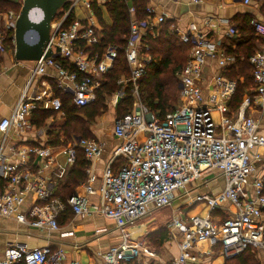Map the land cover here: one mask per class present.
<instances>
[{
  "label": "built area",
  "instance_id": "built-area-1",
  "mask_svg": "<svg viewBox=\"0 0 264 264\" xmlns=\"http://www.w3.org/2000/svg\"><path fill=\"white\" fill-rule=\"evenodd\" d=\"M107 1L97 0L101 11ZM92 4L93 0H69L58 10L50 31V44L57 50L33 62L31 76L12 113L0 119V218H13L39 230L58 231L60 217L67 211L75 216H103L114 221L120 240L86 264L157 263L158 255L147 240L132 234L126 223L132 225L152 216L156 209L171 206L176 193L186 190L192 181L217 172L224 177L225 187L216 194L197 197L198 201H206L208 214L194 215L189 220L176 215L169 221L168 238L179 246V255L169 264H204L205 253L198 247L202 241L212 242L211 246L221 244L227 258L237 257L249 248L264 250V176H254L255 162L264 158L258 151L264 148V126L248 114L253 95L257 102L264 103V19H251L261 39L260 47L248 59L254 85L246 90L235 110L230 103L238 80L225 74L235 64V55L221 40L208 34L173 28L191 49L186 64L176 71L179 102L161 118L142 101L139 79L146 66L155 62L148 38L159 36L166 16L147 7V17L139 20L130 4L132 16L126 44L108 43L101 52L92 53L103 39V27ZM77 6L83 18L77 16ZM18 16L14 10L0 11V50H4L7 40L16 45ZM121 52L129 75H121L116 89L104 95L116 103L131 97L134 107L115 120L112 131L119 142L99 177L93 167L104 153V141L73 135L61 150L52 143L56 137L59 142L66 140L54 128L66 119L63 98L56 90L69 94L77 108L94 104ZM209 59L217 62L213 72L208 70ZM20 63L23 62L17 61ZM33 85L37 93L32 95ZM37 109L54 112L49 124L34 123ZM29 134L34 140L28 143L25 137ZM80 150L89 162L87 178L63 199L56 192L57 183L66 179ZM60 154L65 162L58 159ZM117 161L122 164L114 171ZM220 209L226 215L213 216ZM106 231L97 229L94 236ZM143 257L149 263H141ZM0 264L84 263L68 260L61 247L31 248L10 242Z\"/></svg>",
  "mask_w": 264,
  "mask_h": 264
},
{
  "label": "crops",
  "instance_id": "crops-1",
  "mask_svg": "<svg viewBox=\"0 0 264 264\" xmlns=\"http://www.w3.org/2000/svg\"><path fill=\"white\" fill-rule=\"evenodd\" d=\"M147 7L154 8L157 15L166 16L167 22H171L172 30L177 28L181 32L208 34L221 40L226 48L234 41L247 39L252 35L256 38L255 49L261 45V39L255 34L251 19H264V0H251L248 4L244 0H201L198 3L195 0H148ZM102 16L106 24L112 25L113 21L106 7L102 9ZM207 64H209V72L217 69L216 60L209 59ZM33 67V62L17 64L16 59L12 60L8 56H4V59L0 61V119L12 113L17 100L26 88ZM34 88L33 85L30 92L32 95L37 93ZM248 114L254 116L264 126V103L257 102L255 95L252 96ZM50 120L48 118L46 124H49ZM99 126H93L92 131L96 139L106 143L102 157L95 160L93 167L100 177L111 158L113 147L119 140L113 135V126L109 129L105 125L100 128ZM33 140V134L25 137L28 143ZM1 141L0 135V143ZM258 151L264 156V148H259ZM62 157L63 160H61ZM58 159L65 162L63 154H60ZM121 164V161L115 162L113 170L117 171ZM255 164L257 169L254 176H264V158ZM72 169L73 167L70 168L69 173ZM68 177L69 174L65 180L58 181L57 185L67 183ZM224 187V177L217 172H210L203 178L192 181L186 190L176 193L171 206L166 207L167 211L161 212V215L168 219L167 222L165 221L167 231L169 221L176 215L189 220L194 215L208 214L209 207L206 201H198L197 197L216 194ZM212 214L217 218H223L226 215L223 209L215 210ZM60 226L61 230L58 231L39 230L19 223L13 218H0V260L4 256L7 244L15 242L27 244L31 248L61 247L65 250L68 260H80L86 264L91 258L97 257L98 252L106 250L110 244L118 243L120 240V231L114 228V221L103 216H75L71 211H67L60 217ZM104 228L108 231L94 236L95 230ZM158 228L160 227L156 229ZM164 243L166 250L160 253L161 256H158L156 260L160 259V264H169L179 255V246L176 240L170 238H167ZM211 243L210 241L198 243V247L205 253L204 264H240L239 258H227L222 254L221 244L211 246ZM252 251L257 254L256 264H264V250ZM148 260L147 263H149ZM149 264H153V260Z\"/></svg>",
  "mask_w": 264,
  "mask_h": 264
},
{
  "label": "trees",
  "instance_id": "trees-1",
  "mask_svg": "<svg viewBox=\"0 0 264 264\" xmlns=\"http://www.w3.org/2000/svg\"><path fill=\"white\" fill-rule=\"evenodd\" d=\"M147 1L148 0H108L106 8L112 18V25L105 23L102 11L97 6V0H93V9L98 17L100 25L103 27L102 43L95 47L92 53L102 51L106 44L116 43L124 46L127 42L130 29L131 14L129 6L132 4L135 7V17L139 20L147 17ZM11 0H0V11L7 12L9 9L2 7L5 4H11ZM19 13L20 10H15ZM150 44V53L155 59V62L146 66L145 73L140 77V92L144 103L158 116L164 118L167 112L171 111L178 97V79L176 71L184 66L188 60L191 45L184 43L182 39L171 29V22L168 21L162 26V30L158 37L150 36L148 38ZM14 48L13 43L7 40L4 50H0L2 54L6 50ZM256 48V38L254 35L247 39L237 40L227 47L230 54L235 55L236 62L232 65L225 74L231 78L238 80V87L233 96L230 106L232 109H237L243 100V96L247 89L254 85L253 68L249 63V57L253 54ZM1 61V60H0ZM168 72V73H166ZM121 75H129V66L125 54L120 53L115 67L106 76V80L102 89L98 90L97 101L83 108H77L69 94L56 90V93L63 98L64 110L66 111V119L62 124H55L54 128L59 129V134L63 133L66 140L59 142L56 137L53 144L59 145L61 150L64 148L72 136H81L83 138H95L93 131L88 127V122L103 113V108L107 107L104 93H111L116 89V81ZM243 78L241 81L240 79ZM133 108V100L131 97H126L118 104V116H122ZM85 115V118L81 116ZM54 115L51 110L37 109L34 111L33 121L37 126L46 125V120ZM89 162L84 158L83 152H78L77 160L73 169L69 173L68 182L65 184L59 183L56 187V192L63 199L71 196L80 182L87 178V168ZM160 243L165 242L168 238L166 228L158 229L154 232ZM256 252L251 248L247 249L242 254L238 255L240 264H256Z\"/></svg>",
  "mask_w": 264,
  "mask_h": 264
},
{
  "label": "water",
  "instance_id": "water-1",
  "mask_svg": "<svg viewBox=\"0 0 264 264\" xmlns=\"http://www.w3.org/2000/svg\"><path fill=\"white\" fill-rule=\"evenodd\" d=\"M69 0H23L15 30V59L34 62L52 56L51 25L58 10ZM59 50V49H58Z\"/></svg>",
  "mask_w": 264,
  "mask_h": 264
},
{
  "label": "rangeland",
  "instance_id": "rangeland-1",
  "mask_svg": "<svg viewBox=\"0 0 264 264\" xmlns=\"http://www.w3.org/2000/svg\"><path fill=\"white\" fill-rule=\"evenodd\" d=\"M11 1H12L11 4H8V5L5 4L2 7V9H5V8L9 9L10 8L9 10H14V11L15 10H21L23 0H11ZM76 13H77V16L79 18L84 17V14L82 13L80 6H77ZM3 55L10 57L12 60L15 59V46H14V48H11L10 50H6L2 54L0 53V60L1 61L4 59ZM22 62L24 63V61H22ZM166 73H168V72H166ZM141 99L143 101L142 95H141ZM132 100H133V107H134V99H132ZM105 102H106L107 107L103 108V113H101L100 115L95 117L92 121H89L87 123L88 127L91 130H92L93 126H96V125H100L99 128L101 126L105 125L106 128L109 129L114 125L115 120L119 117L117 110H118V104L121 101L116 103L114 100L110 99L109 97H105ZM178 102H179V98L177 97V100L174 103V105L177 104ZM81 116L83 118H85L84 114H81ZM214 118H215L216 122L219 121V117L217 114H214ZM61 160H63V157L61 158ZM163 211H167V208L164 207L162 209H156V210H154L152 216L146 217L143 220L135 222L132 225H129L130 223H126V225L130 226L129 229L131 230L132 234L145 238L148 242V246L150 247V249L155 251L159 257L161 256L160 253L165 252L166 244L164 242L160 243L154 232L157 231L158 229L165 228V223L168 221V219H166V216L161 215V212H163ZM158 226L160 228L156 229ZM119 235H121L120 232H119ZM158 256H157V258H158ZM158 260L160 261V259H158ZM145 261H147L146 257H143L140 259L141 263H143ZM159 261L156 260L157 263H153V264H160L161 262H159Z\"/></svg>",
  "mask_w": 264,
  "mask_h": 264
},
{
  "label": "bare ground",
  "instance_id": "bare-ground-1",
  "mask_svg": "<svg viewBox=\"0 0 264 264\" xmlns=\"http://www.w3.org/2000/svg\"><path fill=\"white\" fill-rule=\"evenodd\" d=\"M202 243H205V241H202Z\"/></svg>",
  "mask_w": 264,
  "mask_h": 264
}]
</instances>
